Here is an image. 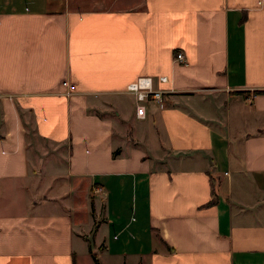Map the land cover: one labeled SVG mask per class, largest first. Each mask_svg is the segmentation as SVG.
Here are the masks:
<instances>
[{
    "label": "crops",
    "instance_id": "0c3cea01",
    "mask_svg": "<svg viewBox=\"0 0 264 264\" xmlns=\"http://www.w3.org/2000/svg\"><path fill=\"white\" fill-rule=\"evenodd\" d=\"M107 1L0 0V264H264V0Z\"/></svg>",
    "mask_w": 264,
    "mask_h": 264
},
{
    "label": "built area",
    "instance_id": "2783aa9c",
    "mask_svg": "<svg viewBox=\"0 0 264 264\" xmlns=\"http://www.w3.org/2000/svg\"><path fill=\"white\" fill-rule=\"evenodd\" d=\"M184 58L185 55L182 51L177 52L176 59L182 61ZM159 78L163 82L168 81L167 75H161ZM63 84L69 88V91L75 89V85L68 80H64ZM127 90L134 95L137 117H146L148 102H156L161 108H164L167 104L168 92L157 88L151 76L144 75L138 77L127 85ZM100 190L101 187L97 186L96 191Z\"/></svg>",
    "mask_w": 264,
    "mask_h": 264
},
{
    "label": "rangeland",
    "instance_id": "374dc122",
    "mask_svg": "<svg viewBox=\"0 0 264 264\" xmlns=\"http://www.w3.org/2000/svg\"><path fill=\"white\" fill-rule=\"evenodd\" d=\"M92 3H90L88 6H103L105 5L108 1L107 0H91ZM87 6V7H88ZM127 90V87H126ZM128 91V90H127ZM129 92V91H128ZM131 93V92H129ZM136 107V105H135Z\"/></svg>",
    "mask_w": 264,
    "mask_h": 264
}]
</instances>
